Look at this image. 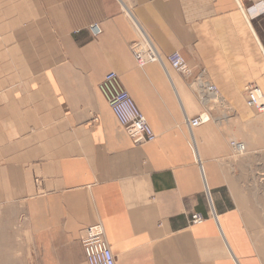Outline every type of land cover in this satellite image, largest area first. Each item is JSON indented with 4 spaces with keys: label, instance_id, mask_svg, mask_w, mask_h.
Segmentation results:
<instances>
[{
    "label": "crops",
    "instance_id": "1",
    "mask_svg": "<svg viewBox=\"0 0 264 264\" xmlns=\"http://www.w3.org/2000/svg\"><path fill=\"white\" fill-rule=\"evenodd\" d=\"M109 72L155 141L120 126L99 88ZM249 86L264 93V0H0V264H87L96 224L116 264H264Z\"/></svg>",
    "mask_w": 264,
    "mask_h": 264
},
{
    "label": "built area",
    "instance_id": "2",
    "mask_svg": "<svg viewBox=\"0 0 264 264\" xmlns=\"http://www.w3.org/2000/svg\"><path fill=\"white\" fill-rule=\"evenodd\" d=\"M91 31L95 36L101 33V29L98 25L92 26ZM168 61L178 72L184 75L189 73L190 69L179 53L169 55ZM100 90L108 101L113 114L125 131L132 137L134 143L141 144L144 142H152L155 139L151 126L147 123L132 95L123 86L117 73H108L100 85ZM206 90L208 93L211 92L218 94V90L213 86L207 85ZM246 91L249 107L255 109L259 113H263L264 97L261 89L249 86ZM204 122L205 120L200 117L189 121V124L191 127H198ZM231 146L238 154H241L240 152L246 150V147L240 142L233 141ZM204 220L205 217L200 214L192 215L191 219L193 224L201 223ZM81 241L87 264H116L115 255L106 240L103 225L96 224L85 228Z\"/></svg>",
    "mask_w": 264,
    "mask_h": 264
},
{
    "label": "bare ground",
    "instance_id": "3",
    "mask_svg": "<svg viewBox=\"0 0 264 264\" xmlns=\"http://www.w3.org/2000/svg\"><path fill=\"white\" fill-rule=\"evenodd\" d=\"M131 24V23H130ZM132 26V25H131ZM101 34V33H100ZM174 53H178V52H174ZM173 54V53H172ZM180 54V53H179ZM180 56H181V54H180ZM182 57V56H181ZM167 61H168V56H167ZM169 62V61H168ZM147 64V63H146ZM170 64V63H169ZM171 65V64H170ZM145 66V65H144ZM172 67V66H171ZM173 68V67H172ZM174 69V68H173ZM175 70V69H174ZM189 70V69H188ZM177 71V70H176ZM205 71V70H204ZM110 73V72H109ZM116 73V72H115ZM192 72H190L189 71V73H187V74H185V75H189V74H191ZM204 73V72H203ZM201 76V75H200ZM203 76V75H202ZM120 77V76H119ZM187 78V77H186ZM202 78V77H201ZM104 79H105V77H104ZM104 79H103V81H104ZM203 79V78H202ZM121 80V79H120ZM102 81V82H103ZM122 82V81H121ZM102 84V83H101ZM100 84V85H101ZM123 84V83H122ZM192 85H193V87L196 89V90H198V91H200L199 92V94L198 95H200V97H201V100L202 101H205V102H207L209 105H210V103L213 105H218V104H220L221 102H219L220 101V99H219V94H217V93H211V92H209L208 93V91L206 90V87H207V85L208 86H213V87H215L213 84H211V83H209V82H204V81H202L201 79H197V81H194L193 83H192ZM124 86V85H123ZM202 87H203V90H204V93H203V91H202ZM254 87H257V86H254ZM100 88V87H99ZM216 88V87H215ZM259 88V87H258ZM217 89V88H216ZM101 91V90H100ZM262 91V90H261ZM102 93V92H101ZM206 93V94H205ZM262 95H263V97H264V93L262 92ZM104 96V95H103ZM106 99V98H105ZM107 101V100H106ZM107 103H108V101H107ZM202 103H204V102H202ZM223 103V102H222ZM206 104V103H205ZM108 105H109V103H108ZM222 105H224V103L222 104ZM247 105H248V98H247ZM110 106V105H109ZM225 106V105H224ZM223 107V106H222ZM226 107V106H225ZM225 107H224V109H225ZM248 107H249V105H248ZM111 108V107H110ZM249 108H251V107H249ZM140 109V108H139ZM220 109V108H219ZM227 109L228 108H226V111H227ZM252 109V108H251ZM255 110V109H254ZM111 111H112V109H111ZM256 111V110H255ZM224 112V111H223ZM257 113H259L258 111H256ZM113 113V112H112ZM259 114H262V115H264V112L263 113H259ZM114 115V114H113ZM144 115V114H143ZM114 117H115V115H114ZM144 117H145V115H144ZM200 117H202L203 118V120H205V122L203 123V124H201L200 126H202V125H204V124H206V123H208L209 121H210V115L208 114V113H204V114H202V115H200V116H198V117H196V118H200ZM116 118V117H115ZM195 118V119H196ZM145 119H146V121H147V123L149 124V122H148V120H147V118L145 117ZM116 120H117V118H116ZM193 120V119H192ZM118 121V120H117ZM118 123L120 124V122L118 121ZM150 125V124H149ZM120 126H121V124H120ZM200 126H198V127H200ZM152 128V127H151ZM194 128H197V127H194ZM153 130V129H152ZM154 132V131H153ZM154 135H155V139L153 140V141H155L156 140V134L154 133ZM131 137V136H130ZM132 138V137H131ZM133 140V139H132ZM152 141V142H153ZM233 142V141H232ZM231 142V143H232ZM144 143H147V142H144ZM142 144V143H141ZM232 147V146H231ZM233 149V148H232ZM203 222V221H202ZM194 224H196V223H194ZM105 230V229H104ZM83 234V233H82Z\"/></svg>",
    "mask_w": 264,
    "mask_h": 264
},
{
    "label": "rangeland",
    "instance_id": "4",
    "mask_svg": "<svg viewBox=\"0 0 264 264\" xmlns=\"http://www.w3.org/2000/svg\"><path fill=\"white\" fill-rule=\"evenodd\" d=\"M263 119H264V116H263ZM251 136L252 135H250V137ZM253 137L254 138L264 137V128L261 126L259 129H257L255 131V133L253 134ZM246 142H243V143H246ZM255 148L264 149V147H259V146H256ZM261 155H264V151L261 152ZM260 157H261V159H264V156H260ZM263 183H264V180H263ZM256 240H257V243L256 244L258 246V249L260 250L262 259L264 261V227L261 228V229H256Z\"/></svg>",
    "mask_w": 264,
    "mask_h": 264
}]
</instances>
